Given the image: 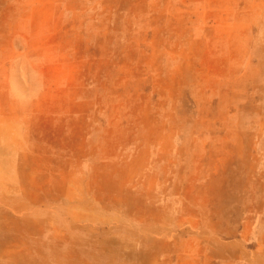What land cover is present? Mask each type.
Wrapping results in <instances>:
<instances>
[{"label":"rangeland","instance_id":"1","mask_svg":"<svg viewBox=\"0 0 264 264\" xmlns=\"http://www.w3.org/2000/svg\"><path fill=\"white\" fill-rule=\"evenodd\" d=\"M0 264H264V0H0Z\"/></svg>","mask_w":264,"mask_h":264}]
</instances>
